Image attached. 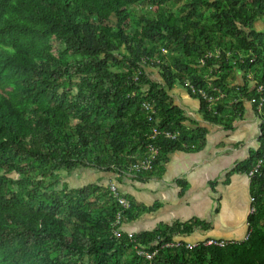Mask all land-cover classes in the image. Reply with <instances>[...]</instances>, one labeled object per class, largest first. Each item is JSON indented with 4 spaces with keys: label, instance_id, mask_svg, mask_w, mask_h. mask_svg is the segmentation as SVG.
<instances>
[{
    "label": "trees",
    "instance_id": "trees-1",
    "mask_svg": "<svg viewBox=\"0 0 264 264\" xmlns=\"http://www.w3.org/2000/svg\"><path fill=\"white\" fill-rule=\"evenodd\" d=\"M258 22L264 0H0V264H264ZM237 71L243 86H232ZM187 83L223 97L212 107ZM177 85L200 101L213 125L233 130L245 101L261 120L259 148L234 170L249 176L260 165L250 178L244 241L177 246L198 228L210 229L196 219L117 238L118 214L131 223L160 205L120 194L124 208L109 187L71 189L61 178L91 168L147 181L163 175L172 152L200 151L208 130L185 127L168 91ZM154 130L161 134L153 138ZM151 147L158 149L153 170L133 173ZM178 185L187 191L185 181Z\"/></svg>",
    "mask_w": 264,
    "mask_h": 264
},
{
    "label": "crops",
    "instance_id": "crops-1",
    "mask_svg": "<svg viewBox=\"0 0 264 264\" xmlns=\"http://www.w3.org/2000/svg\"><path fill=\"white\" fill-rule=\"evenodd\" d=\"M256 29H264V23L258 22ZM148 72L154 81L161 82L157 71L149 69ZM243 76L237 71L232 86H243ZM168 91L173 105L184 113L185 127L208 130L206 145L200 151L172 152L163 175L147 181L133 175L122 177L80 168L71 175L63 174V182L71 189L89 184L115 185L120 194L131 196L140 204L148 207L160 205L155 212L145 213L136 221L124 224L122 229L127 234L153 231L161 223L172 225L196 219L208 223L210 229L204 231L198 228L181 241L189 244L211 240L244 241L249 235L248 218L252 209L251 179L234 170L238 163L248 159L250 153L260 146L261 120L253 104L243 102V118L234 124L233 130H226L204 119L200 101L191 96L185 87L177 85ZM178 181L188 184L183 194Z\"/></svg>",
    "mask_w": 264,
    "mask_h": 264
},
{
    "label": "built area",
    "instance_id": "built-area-1",
    "mask_svg": "<svg viewBox=\"0 0 264 264\" xmlns=\"http://www.w3.org/2000/svg\"><path fill=\"white\" fill-rule=\"evenodd\" d=\"M187 86L191 88L192 92L199 93L201 95V97L205 100V103L210 104L212 107H214L215 103L218 102V100L223 97V95H220V96L210 95L206 91H203L202 89H196V87H194L190 83H187ZM143 108L149 113H152V114L155 113L154 106L151 103H149V102H144ZM260 109H261V107H260ZM160 134H161V132H159L158 130H154L153 138H155L156 136H158ZM162 134L166 135L168 138H172V139L176 138L175 135H172L170 133L163 132ZM151 150H152V153H151V155L148 158L142 159V160H140L139 162L135 163L132 166L131 171L133 173L141 174V173L149 172V171L153 170L154 161H155V159L157 157V154H158V149L151 147ZM259 166L260 165H258L250 173L249 178H251L254 175V172L259 168ZM110 190H111L114 198H116L118 200L119 204L122 207H124V208H128V202L123 197H121V195H120V193L118 191V188L115 185H111L110 186ZM113 226H114V230H115V235H116L117 238H119L120 235L123 233V229H122L123 224H122V216H121V214L117 215L116 221H115ZM133 235H134L133 233H130L129 237L133 238ZM181 243H182V241H176V245L177 246H179ZM187 244H188V248H191V247H196L198 243H196V244L187 243ZM207 244L208 245L215 244V245H219V246H224L225 243L223 241L222 242H218V241H215V240H211V241H208ZM168 246H174V244H171V245H168ZM137 253H138V255L143 256V257H145V258H147L149 260L154 257V254L147 253V252H145L144 250H141V249H137Z\"/></svg>",
    "mask_w": 264,
    "mask_h": 264
},
{
    "label": "rangeland",
    "instance_id": "rangeland-1",
    "mask_svg": "<svg viewBox=\"0 0 264 264\" xmlns=\"http://www.w3.org/2000/svg\"><path fill=\"white\" fill-rule=\"evenodd\" d=\"M257 30H259L260 32H263L264 31V29H262V30L261 29H257ZM178 241H180V240H178Z\"/></svg>",
    "mask_w": 264,
    "mask_h": 264
},
{
    "label": "clouds",
    "instance_id": "clouds-1",
    "mask_svg": "<svg viewBox=\"0 0 264 264\" xmlns=\"http://www.w3.org/2000/svg\"><path fill=\"white\" fill-rule=\"evenodd\" d=\"M110 188V187H109ZM124 225V224H123ZM124 233V232H123ZM128 234H130V233H128ZM181 241V240H180ZM182 242H184V241H182ZM186 243V242H185ZM199 244V243H198Z\"/></svg>",
    "mask_w": 264,
    "mask_h": 264
}]
</instances>
